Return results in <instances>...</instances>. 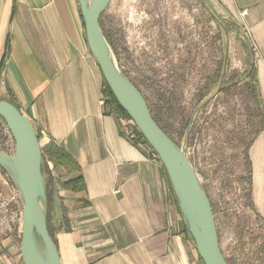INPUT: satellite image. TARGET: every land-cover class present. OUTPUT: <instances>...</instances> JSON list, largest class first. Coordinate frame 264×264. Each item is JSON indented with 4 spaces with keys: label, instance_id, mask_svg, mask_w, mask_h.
Listing matches in <instances>:
<instances>
[{
    "label": "crops",
    "instance_id": "obj_1",
    "mask_svg": "<svg viewBox=\"0 0 264 264\" xmlns=\"http://www.w3.org/2000/svg\"><path fill=\"white\" fill-rule=\"evenodd\" d=\"M210 2L248 27L264 108V0ZM0 96L30 119L41 147L54 143L78 167L67 174L46 161L60 264H203L164 167L107 92L77 0H0ZM248 158L252 205L264 221V130ZM77 177L78 186L64 187ZM261 240L242 264H264ZM19 241L18 211L0 223V264H23Z\"/></svg>",
    "mask_w": 264,
    "mask_h": 264
},
{
    "label": "rangeland",
    "instance_id": "obj_2",
    "mask_svg": "<svg viewBox=\"0 0 264 264\" xmlns=\"http://www.w3.org/2000/svg\"><path fill=\"white\" fill-rule=\"evenodd\" d=\"M210 1L111 0L100 25L118 68L194 168L210 199L224 257L229 264H242L257 254L264 239V221L251 201L248 158L252 140L264 130V108L248 27ZM0 149L8 154L14 149L1 118ZM0 175L8 190L10 185L15 189L1 168ZM49 178L44 172L53 238L57 224ZM1 183L0 223H10L19 211L21 234L22 201L12 203Z\"/></svg>",
    "mask_w": 264,
    "mask_h": 264
},
{
    "label": "water",
    "instance_id": "obj_3",
    "mask_svg": "<svg viewBox=\"0 0 264 264\" xmlns=\"http://www.w3.org/2000/svg\"><path fill=\"white\" fill-rule=\"evenodd\" d=\"M111 0H77L85 38L103 79L121 109L160 160L168 176L185 227L203 264H229L220 245L208 195L179 146L154 119L140 90L117 66L100 17ZM224 71L221 79L224 78ZM0 118L14 143L11 154L0 149V168L22 201L19 250L23 264H60L47 228V200L42 147L30 119L8 99L0 98Z\"/></svg>",
    "mask_w": 264,
    "mask_h": 264
},
{
    "label": "trees",
    "instance_id": "obj_4",
    "mask_svg": "<svg viewBox=\"0 0 264 264\" xmlns=\"http://www.w3.org/2000/svg\"><path fill=\"white\" fill-rule=\"evenodd\" d=\"M106 89L108 94L112 97L114 104L117 107V110L122 113L123 115L129 117L119 106V104L117 103V101L115 100L114 96L112 95L111 91L109 90L108 86L106 85ZM164 130V128H162ZM42 158H43V162H44V167L46 164V161H49L52 163L53 167L55 170H64L65 173L70 174L74 171H76L78 169L77 165L74 163V161L72 160V158L64 151L63 148L55 145L54 143L50 142L48 144H46L43 149H42ZM46 171L44 172H48L47 171V166L45 167ZM49 173V172H48ZM50 179V178H49ZM79 183H81V178L77 177L73 180H68L64 183V187H72V185H76L78 186ZM48 180H45V187H46V193H47V189H48ZM47 227L49 230V233L51 235V231L49 228V221L47 218ZM52 236V235H51Z\"/></svg>",
    "mask_w": 264,
    "mask_h": 264
},
{
    "label": "built area",
    "instance_id": "obj_5",
    "mask_svg": "<svg viewBox=\"0 0 264 264\" xmlns=\"http://www.w3.org/2000/svg\"><path fill=\"white\" fill-rule=\"evenodd\" d=\"M15 190V189H14ZM16 191V190H15ZM17 192V191H16ZM17 195L19 196V194H18V192H17ZM19 199H20V197H19Z\"/></svg>",
    "mask_w": 264,
    "mask_h": 264
}]
</instances>
